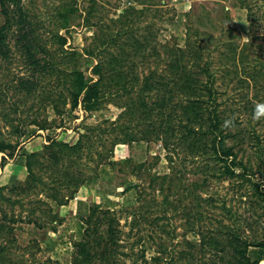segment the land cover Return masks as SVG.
<instances>
[{
    "label": "rangeland",
    "instance_id": "obj_1",
    "mask_svg": "<svg viewBox=\"0 0 264 264\" xmlns=\"http://www.w3.org/2000/svg\"><path fill=\"white\" fill-rule=\"evenodd\" d=\"M145 1L144 4L138 0L23 1L39 35L36 38L41 50L37 55L41 63L32 62L16 42L13 33L17 26L11 28L7 37L9 53H0V137L16 147L0 151V185L10 186L25 179L24 155L42 149L49 140L76 143L81 132L98 123L115 126L112 132H107L113 136L118 132L117 124L128 120L127 115H121L124 108L113 103L122 100L118 95L90 108L85 107L81 96L76 104L62 101L65 98L58 100L59 87L68 82L55 68L65 70L75 60L64 62L54 34L59 32L67 37L66 49L83 53L79 63L92 75L95 57L85 54L86 48L99 43L93 39L95 34L101 37L106 31L116 29L114 19L129 5L143 7L136 31L141 35H156V46L162 52L149 54L148 61L139 64L141 71L164 65L167 54L160 45L162 42L175 41L184 47L190 37L192 41L198 37L207 44L205 60L213 55L211 67L217 75L215 85L220 91V107L227 119L234 122L226 143L232 144L247 168L255 171L251 173L252 179H264V119L252 118L255 104L264 102V71L256 73L260 65H253L256 59L264 60V0H246L249 10L240 0ZM66 5L75 7L76 11L64 14L62 9ZM91 8L92 12H88ZM4 20L0 5V25ZM233 34L237 35L233 39L234 46L238 44L237 50L245 48L252 59L246 67L241 66L238 74L226 54L230 52V46L226 45ZM48 60L54 63L50 65L52 68L45 66ZM241 75L247 82L239 80ZM25 79L36 83L31 92L21 84ZM151 118L155 119L156 113ZM149 121L142 120L135 128L153 127L147 125ZM107 139L110 141L112 137ZM101 147L98 144L94 148L93 156L97 160L96 151ZM173 150L176 156L171 160L169 149L158 138L118 142L114 153L97 166L98 173L68 203L49 200L52 212L39 218V223L20 220L18 216L16 222L10 219V215L20 211L26 217L31 207L27 197L24 206L0 201V216L7 224L12 221L14 225L13 231L0 234L6 254L0 264H14V257L21 261L18 264H71L75 244L85 231L88 206L93 204L117 210L113 213L120 219L122 229L117 241L122 244L113 247L115 253L119 252L120 264H201L212 255L200 244L199 234L225 223L238 227L241 234L252 240L264 238V191L256 190L243 178L242 167L237 166L236 174L229 176L221 173V162L215 157L204 154L192 158L188 150L179 147ZM109 158L114 162L109 163L106 160ZM165 173L169 175L165 181H155V176ZM3 210L8 211V217L3 216ZM135 214H139L141 221L132 227ZM106 228L105 222L100 224L102 237L107 235ZM190 248L189 255L183 253ZM250 254L256 256L257 248L251 247ZM97 264L110 263L99 260ZM260 264H264V254Z\"/></svg>",
    "mask_w": 264,
    "mask_h": 264
},
{
    "label": "trees",
    "instance_id": "obj_2",
    "mask_svg": "<svg viewBox=\"0 0 264 264\" xmlns=\"http://www.w3.org/2000/svg\"><path fill=\"white\" fill-rule=\"evenodd\" d=\"M23 1L0 0L1 12L5 17L4 23L0 25V53H9L7 37L11 28L17 26L16 33H13L16 42L29 54L33 63L39 64L41 58L37 54L41 50V43L36 38L39 35L34 30L35 27ZM138 1L143 4L146 2ZM240 2L250 9L246 0ZM142 8L129 5L114 19L116 29L106 31L101 37L94 35L93 39L99 43L85 50V54L95 57L92 75L79 63L83 53L76 49H66L64 44L67 37L59 32L54 34L60 43V53H63L64 62L75 60V64L65 70L55 68V71L68 82L62 85V88L59 87L58 100L65 98L62 101L69 100L76 104L81 96L85 107L90 108L118 95L122 100L113 103H118L124 108L121 115H127L128 120L117 124L118 132L113 133V136L107 132H112L115 126L107 127L98 123L90 126L87 132H81L76 143L51 139L44 143L42 149L27 153L25 179L18 180L10 186L0 185V201L8 200L12 206L16 203L24 206V197H27L26 202L31 206L26 217H23L22 211L10 215L13 222L19 217L20 220L39 223V218L52 212L49 200H55L60 204L68 203L80 187L98 173L97 166L101 164L102 159L114 153V147L118 142L137 139H160L164 147L169 149L171 160L176 156L173 149L178 147L188 150L192 158L202 157L204 154L215 157L221 162V173L229 176L236 174L237 166L242 167L243 178L249 180L256 190L264 191V179L260 181L252 179L251 173L255 171L247 168L232 144L226 143L231 131L222 127L227 116L224 115L223 107H220L222 105L219 99L220 91L215 85L217 75L211 67L214 62L213 55H208L209 58L205 60L207 44L198 37L192 41L191 27L186 46H180L175 41L172 44L170 42L160 44L167 54L164 65L148 67L147 71L139 69L140 63L148 61L149 54L162 53L156 46L158 41L156 35L153 36L152 33L141 35L136 31L140 26L139 18L144 11ZM74 11L76 8L73 6L66 5L62 9L64 14ZM88 12H92V8ZM236 36L233 34L226 45L230 46V52L224 50L228 61L235 65L234 72L238 74L242 70L241 66L246 67L252 59L245 48L239 51L238 44L234 46L233 39ZM150 46L152 50H149ZM46 64L45 66L49 67L54 65L50 60ZM253 65H260L255 69L256 73L264 71L263 59H256ZM229 71L226 69V73ZM239 80L247 82L246 77L242 75ZM29 82L25 79L21 84L28 87V92H31L30 89L36 83L32 80ZM55 105L58 107L57 101ZM152 113H156L155 119L151 118ZM145 119L151 120L147 125L153 127L135 128ZM107 136L112 139L108 141ZM98 144H102L103 147L97 148L96 153L99 154L97 160L93 152ZM15 147V143L0 137V151ZM106 160L109 163L114 162L111 158ZM168 177L169 175L165 173L154 178L155 181H165ZM5 189L10 192L9 195ZM98 206L95 204L90 206V213L84 219L85 231L75 244L71 264H97L99 260L103 263L120 264V257H117L119 252L115 253L113 247L115 245L120 247L122 244L121 241H117L122 231L120 219L113 213L117 210ZM3 216H9L7 210H3ZM12 221H8L7 224L0 216V234L13 231ZM140 221L139 214H135L131 226H136ZM103 222L107 226V235L102 237L99 234V226ZM209 231H201L199 234L202 236L200 244L204 249L210 250L212 255L210 259L206 257L201 264H260L264 254V238L252 240L230 223L219 225ZM160 245L165 248L162 242ZM251 247L257 248L256 256L250 254ZM4 250L5 246L2 243L1 261L6 257ZM190 250L192 251L190 248L183 253L189 255ZM14 258V264L21 263L19 259Z\"/></svg>",
    "mask_w": 264,
    "mask_h": 264
},
{
    "label": "clouds",
    "instance_id": "obj_3",
    "mask_svg": "<svg viewBox=\"0 0 264 264\" xmlns=\"http://www.w3.org/2000/svg\"><path fill=\"white\" fill-rule=\"evenodd\" d=\"M253 120L259 121L261 119H264V102H258L254 106V112H253ZM233 120L232 119H226L222 125V127L225 130H231L233 127Z\"/></svg>",
    "mask_w": 264,
    "mask_h": 264
},
{
    "label": "crops",
    "instance_id": "obj_4",
    "mask_svg": "<svg viewBox=\"0 0 264 264\" xmlns=\"http://www.w3.org/2000/svg\"><path fill=\"white\" fill-rule=\"evenodd\" d=\"M24 160H26V154L24 155ZM2 184H5V183H2ZM8 184V183H6ZM77 198V197H76ZM88 208L90 209V207L88 206Z\"/></svg>",
    "mask_w": 264,
    "mask_h": 264
}]
</instances>
